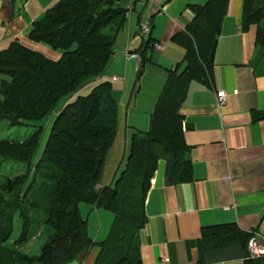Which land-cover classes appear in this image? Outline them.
I'll return each instance as SVG.
<instances>
[{"label":"trees","instance_id":"16d2710c","mask_svg":"<svg viewBox=\"0 0 264 264\" xmlns=\"http://www.w3.org/2000/svg\"><path fill=\"white\" fill-rule=\"evenodd\" d=\"M129 1L59 0L49 8L34 23L29 38L60 51L62 56L57 60L17 40L0 50V73L7 77L0 88V122L21 125L56 116L39 158L45 126L34 125L33 133L23 141L0 139V165L24 164L18 175L0 180V264H69L96 248L99 253L94 264H142L140 236L147 221L145 201L159 161L166 162L168 184L192 179L180 109L192 79L209 81L230 0L190 5L196 14L194 20L171 38L187 51L183 71L168 70L149 131L133 134L119 176L114 183L99 186L107 155L118 137V104L109 82L100 83L88 94H82L81 89L105 71L114 55ZM110 24L111 31H105ZM252 25L257 26V43L263 53L264 0H243V30ZM150 43L148 35L144 51ZM142 53L138 80L151 61V56ZM64 99L68 101L58 108ZM262 117L264 113L258 118ZM33 165L35 175L23 192ZM34 187L43 189L46 196V223L51 234L38 255H28L21 248L32 237L31 211L41 206L37 196L29 197ZM82 203L113 213L105 239L96 240L90 234ZM17 214L23 226L10 245ZM250 236L244 238L246 251ZM248 262L264 264V258Z\"/></svg>","mask_w":264,"mask_h":264},{"label":"crops","instance_id":"0c3cea01","mask_svg":"<svg viewBox=\"0 0 264 264\" xmlns=\"http://www.w3.org/2000/svg\"><path fill=\"white\" fill-rule=\"evenodd\" d=\"M58 1L0 0V50L17 40L57 60L60 51L32 41L29 34ZM208 1H129L114 55L105 71L81 89L88 94L109 82L118 104V137L107 155L111 162L106 159L103 178L109 177L104 184L115 181L121 162L125 164L133 134L149 131L168 70L180 73L185 67L187 51L172 36L194 20L190 5ZM242 7L243 0H230L209 81L192 79L180 109L192 179L168 184L164 160L152 178L140 236L142 264H250L244 238L256 230L264 237V117L258 118L264 113V52L257 43V26L243 30ZM144 22L150 24L152 39L146 51ZM156 42L165 48L156 49ZM142 52L151 61L138 80ZM220 90L226 94L223 104L218 102ZM98 251L69 264H94Z\"/></svg>","mask_w":264,"mask_h":264},{"label":"rangeland","instance_id":"374dc122","mask_svg":"<svg viewBox=\"0 0 264 264\" xmlns=\"http://www.w3.org/2000/svg\"><path fill=\"white\" fill-rule=\"evenodd\" d=\"M112 26L113 25L110 24V25L106 26V28L104 30L107 32L111 31ZM61 56H62V53L60 54L59 58H61ZM6 70H11V69L7 68ZM4 78H7V77L5 75H3L2 73H0V88H1V82ZM0 96H2L1 92H0ZM64 101L65 100H62L60 102L58 108H60V109L63 108V106L66 104V103H64ZM53 120H54L53 118L49 117V118H44L38 122H31L30 121V122H26L25 124H21V125H12L8 121L0 122V139L9 138L12 140L23 141V140L27 139L33 133V131L35 129L34 125L40 124L43 127L45 126L46 129H44V132L41 135V142H40V145H39V148L37 151L38 152L37 158H39V156L41 155V153L45 147L48 136L50 134V131L52 128L51 123ZM116 141H117V139H116ZM115 144H116V142H115ZM115 144H114V146H115ZM113 147L110 149V151L113 149ZM108 161L110 163L111 159H108ZM108 161L106 160V164L108 163ZM124 165L122 166V162H121V164L118 168V171H117L118 173H117L116 178L119 176ZM23 166H24L23 163H17V162H6V163L4 162V163H2L0 165V180L4 179L6 176L13 177L15 175H18L20 170H22ZM105 169H107V167H105ZM119 169H120V171H119ZM34 175H35V167L33 165V169L30 173V177L27 180V182L23 185V188H22L23 192L25 191V189L28 187V185L32 181ZM108 177H109L108 173L105 175V178H103V176H102L101 183L98 185L99 186L108 185V184H104V182L108 183ZM112 183H114V180H112V182L110 184H112ZM41 193H42V195H40ZM36 196L41 201V206L35 207L31 211L32 222H31L29 234H31L32 237L29 240V242L21 248V251L25 252L28 255H38L41 251V248L43 247L46 240L49 238V236L51 234V227L46 223V219L48 217V213H47L48 211L46 208L47 207V199H46L45 194L43 193V189H38L37 187H34V189L31 190L29 197L31 199H33V198H36ZM81 212L84 215V217L88 218V220H89V230H90L91 235L94 237H97L98 231H99L100 226L102 224L100 234L98 235L99 236L98 240L105 239L107 236V234H105V233H107V231L109 230V228L111 226V223L113 222V218H114L113 213L108 211V210L102 209V208L96 209L93 205L88 204V203H82L81 204ZM22 226H23V220L20 217V215L17 214L15 217V220H14L13 233L11 235V238L8 241V244L11 245L13 243V241H15L19 237ZM44 226L48 229L43 230V232H42V230L39 232V230L41 228H43ZM95 250L92 249L91 252H94Z\"/></svg>","mask_w":264,"mask_h":264},{"label":"built area","instance_id":"2783aa9c","mask_svg":"<svg viewBox=\"0 0 264 264\" xmlns=\"http://www.w3.org/2000/svg\"><path fill=\"white\" fill-rule=\"evenodd\" d=\"M151 28L148 22L141 24V32L143 35L147 36L150 34ZM148 37V36H147ZM156 49L163 50L165 45L160 42L154 43ZM133 57H140L139 53L132 54ZM226 101V94L224 90L218 92V102L223 104ZM247 258L248 259H259L264 258V237H261L259 231H254L251 233V236L248 241L247 246Z\"/></svg>","mask_w":264,"mask_h":264}]
</instances>
